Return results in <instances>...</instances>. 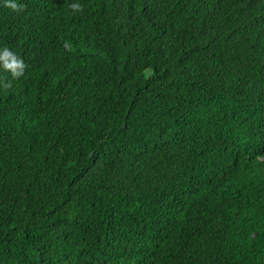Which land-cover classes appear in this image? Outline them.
Wrapping results in <instances>:
<instances>
[{"label": "trees", "instance_id": "16d2710c", "mask_svg": "<svg viewBox=\"0 0 264 264\" xmlns=\"http://www.w3.org/2000/svg\"><path fill=\"white\" fill-rule=\"evenodd\" d=\"M17 2L0 264H264V0Z\"/></svg>", "mask_w": 264, "mask_h": 264}, {"label": "clouds", "instance_id": "9594fccd", "mask_svg": "<svg viewBox=\"0 0 264 264\" xmlns=\"http://www.w3.org/2000/svg\"><path fill=\"white\" fill-rule=\"evenodd\" d=\"M3 3L5 7L13 12L22 11L24 8V5L18 3L17 0H3ZM70 8L73 13L82 11V7L78 2L72 3ZM25 70L26 64L21 57L8 47H0V71L8 73L9 76L15 80L22 77Z\"/></svg>", "mask_w": 264, "mask_h": 264}]
</instances>
